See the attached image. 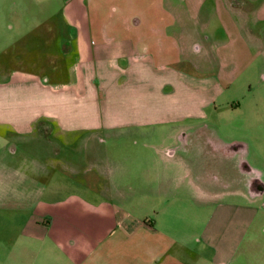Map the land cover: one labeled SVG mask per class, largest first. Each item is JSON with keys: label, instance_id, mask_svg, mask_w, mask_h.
<instances>
[{"label": "rangeland", "instance_id": "1", "mask_svg": "<svg viewBox=\"0 0 264 264\" xmlns=\"http://www.w3.org/2000/svg\"><path fill=\"white\" fill-rule=\"evenodd\" d=\"M72 1L84 16L79 12L71 23L66 0H0L1 45L15 41L16 50L37 53L44 67L46 51L56 58L68 44L60 32L67 25L103 27L115 36L130 26L151 46L154 28L195 32L197 41L181 45L180 53L166 44L159 61L203 76L202 85L221 77L210 80L207 96L185 93L175 101L123 91L108 99L85 97L72 120L100 129L83 130L50 155L42 135L12 153L9 132H0V147L8 140L0 148V264H213L199 235L217 201L256 210L241 254L230 264H264V189L251 194L240 167L244 161L259 172L264 187V0H238L235 7L230 0ZM23 94L17 106L35 108L22 111V121L29 110L49 106L39 91L31 99ZM54 100L46 107L53 113L73 108V100ZM110 203L135 221L152 220L154 230L136 229L127 239L120 226L105 225ZM51 207L63 209L65 216L56 217L66 218L62 225L45 223L55 217Z\"/></svg>", "mask_w": 264, "mask_h": 264}, {"label": "crops", "instance_id": "2", "mask_svg": "<svg viewBox=\"0 0 264 264\" xmlns=\"http://www.w3.org/2000/svg\"><path fill=\"white\" fill-rule=\"evenodd\" d=\"M72 2L69 0L65 7L70 8V22L72 21L70 17H73L72 19L74 16L78 17L79 12L82 17L84 16V10L81 7L75 8ZM173 16L178 18L179 14L173 11ZM125 30L124 33L115 36L118 32H110L103 27L94 29L84 23L62 27L60 32L64 37L63 40H66L69 45L60 46V52L55 55L56 58H54L53 51H46L43 56L49 60L44 67L42 63L39 64L40 56L37 53L31 54L28 51L16 50L15 41L7 43V45L0 43L2 46L0 47V132L3 133L5 130L9 132L12 153L17 152V148L22 144H31L35 140L31 136L37 134L42 135L39 142L47 146L49 151L46 149V155L48 153L50 155L51 150L55 153L58 151L59 145L68 146L72 142H76L77 134L83 130L89 132L99 130L98 123L79 124L77 120H72L71 114L82 109L85 97H92L95 100L108 99L123 91L132 97H135L137 92H143L147 97H167L175 101L185 93L193 94L196 97L202 94L206 95L208 88L211 87L210 80L214 78V81L217 82L221 77L216 74L205 85H202L203 76L185 75L181 68V70H172L159 61L165 55L166 44L173 45L175 51L180 53L181 45L187 47L190 41H197L193 38L195 32H191L190 36V34H185L186 31L180 32L179 30L177 34L167 28H154L150 32V35L155 37L153 38L155 42L151 46L150 43L145 42L144 37L136 36L130 32V26ZM33 31L34 29L26 33H33ZM0 33L2 42L5 31L0 30ZM93 37H96L98 41L94 42ZM200 45L194 50L199 52L202 47ZM54 59L56 62L53 61ZM184 61L189 65L194 64L192 59L185 58ZM58 62L61 64L59 65ZM176 62H179V59ZM6 63H11L16 67L24 65L27 68L22 70L19 67L9 70ZM51 63L53 66L59 65L61 68L50 67ZM180 64L181 61L175 66L179 68ZM194 66L199 67V64L195 63ZM56 74L63 76L62 80L55 81ZM95 80L98 82L97 88L93 86ZM166 88L167 90L164 91ZM182 90L186 92H182ZM36 91L45 97V103L49 104L46 107H52L54 99L59 98L73 100V108L63 105L66 111L58 112L60 115L46 107L40 110L36 108L34 111L29 110L30 117L22 121V116H20L22 111L35 107L17 106L19 98L21 99V94L24 93V97L27 95L31 99L36 96ZM195 93L200 95L197 96ZM3 141L1 150L4 148L5 141L8 140L3 139ZM22 171V168L17 165L16 173ZM262 194L261 192L257 195ZM53 210H55V217L45 222L49 224L48 227H53L56 224L62 225L66 219L65 217L59 221L56 219L58 216H65L61 207H56V209L51 207L50 213ZM255 213L256 210L251 205L215 202L199 235V239L211 252L213 264H230L241 254L240 250L246 231L252 226ZM103 219L106 221L105 225L120 226L124 232L123 235L129 240L136 229L154 230L152 220L149 222L144 220L142 223L135 221L126 214V210L120 204L110 203L107 205ZM99 255L101 258L102 255ZM163 264L173 263L164 261Z\"/></svg>", "mask_w": 264, "mask_h": 264}, {"label": "flooded vegetation", "instance_id": "3", "mask_svg": "<svg viewBox=\"0 0 264 264\" xmlns=\"http://www.w3.org/2000/svg\"><path fill=\"white\" fill-rule=\"evenodd\" d=\"M229 4L231 7H235V5L239 6L240 2L238 0H230ZM262 36L264 37V32H262ZM218 150L220 151V148H218ZM230 151L231 149L229 148V150H227L226 153ZM240 167L242 172H244L247 175V178L245 179V185L248 187L249 192L255 195L263 192L264 187L260 180L259 172L248 167L244 161H241Z\"/></svg>", "mask_w": 264, "mask_h": 264}]
</instances>
